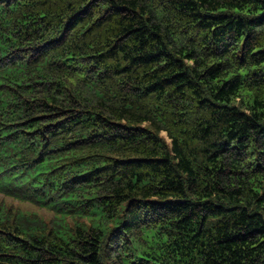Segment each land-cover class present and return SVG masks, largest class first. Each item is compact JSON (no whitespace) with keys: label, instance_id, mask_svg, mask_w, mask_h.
Here are the masks:
<instances>
[{"label":"trees","instance_id":"obj_1","mask_svg":"<svg viewBox=\"0 0 264 264\" xmlns=\"http://www.w3.org/2000/svg\"><path fill=\"white\" fill-rule=\"evenodd\" d=\"M0 194V264H264V0H0Z\"/></svg>","mask_w":264,"mask_h":264},{"label":"rangeland","instance_id":"obj_2","mask_svg":"<svg viewBox=\"0 0 264 264\" xmlns=\"http://www.w3.org/2000/svg\"><path fill=\"white\" fill-rule=\"evenodd\" d=\"M1 200L4 201L8 206L19 208L25 213L36 214L37 217H41L42 219H45V220H49L53 217V214L49 209L39 207L38 205H35L33 203L21 202L16 199L6 197L0 194V201Z\"/></svg>","mask_w":264,"mask_h":264}]
</instances>
